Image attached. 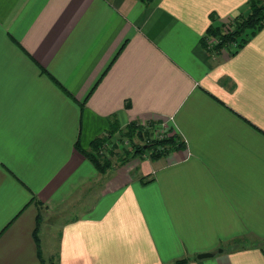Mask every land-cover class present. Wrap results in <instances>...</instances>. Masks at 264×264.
Segmentation results:
<instances>
[{"label":"crops","instance_id":"crops-1","mask_svg":"<svg viewBox=\"0 0 264 264\" xmlns=\"http://www.w3.org/2000/svg\"><path fill=\"white\" fill-rule=\"evenodd\" d=\"M248 1L0 0V264H264V29L204 44ZM131 123L184 147L104 175L76 149Z\"/></svg>","mask_w":264,"mask_h":264},{"label":"trees","instance_id":"trees-1","mask_svg":"<svg viewBox=\"0 0 264 264\" xmlns=\"http://www.w3.org/2000/svg\"><path fill=\"white\" fill-rule=\"evenodd\" d=\"M144 4H152L155 0H140ZM249 13L247 15H239L223 26H216L217 19L211 15L212 25L207 31V36L204 39L205 48L210 53L221 54L228 53L230 57L235 56L241 49H243L258 33L264 29V3L263 0H249L248 1ZM208 38L216 40L214 46L209 48L207 43ZM127 107L129 105L127 104ZM156 126L148 124L147 127L140 126L137 123H131L125 128H115L113 126L110 131L92 142L89 151L81 149L77 144L76 149L84 155L94 167L101 173L106 174L108 171L113 170L115 167L114 158L116 150L118 149L114 137L120 135L127 139L131 146L129 150L124 151V157L119 158L120 165H126L137 156L148 154L151 159L157 160L168 154L172 150H180L184 147V143L180 142L179 138L175 135H166L163 139L152 137L153 130ZM171 133V130L168 131ZM147 138L149 141L147 142ZM135 139L143 141L142 144H136ZM144 157V156H143ZM142 181H144L142 179ZM145 184L148 182H144ZM39 215L38 225L34 232V237L38 245L39 256L40 241L38 238V231L41 224V203L39 202ZM244 240H234L236 248L243 249L246 244ZM189 261L186 259L178 260L172 264H187ZM42 264H56L53 260L45 262L41 260Z\"/></svg>","mask_w":264,"mask_h":264},{"label":"rangeland","instance_id":"rangeland-1","mask_svg":"<svg viewBox=\"0 0 264 264\" xmlns=\"http://www.w3.org/2000/svg\"><path fill=\"white\" fill-rule=\"evenodd\" d=\"M263 3H264V0H263ZM215 42H216V40H213V39H210V38H208V41H207V43L209 44V48H211L212 46H214V44H215ZM162 126L163 125H161V126H156L155 128H154V130H153V136H155V135H158L157 133L158 132H160L161 130H162ZM144 127H147V126H144ZM167 129H169V128H167ZM171 130V129H170ZM167 135H171V133H168ZM173 135V134H172ZM152 136V137H153ZM165 137V136H164ZM147 140V142L149 141V138H147L146 139ZM114 141L117 143V146H118V149L116 150V154H118L117 156H116V158H114V164L117 166V165H120V161H119V158H121V157H124V151H127V150H129L130 149V145H129V142H127V139H125V138H123V137H120V135H117V136H115L114 137ZM135 143L136 144H142V143H144L143 141H141V140H139V139H135ZM144 156V157H143ZM149 155L148 154H145V155H142V156H137L136 158H150V157H148ZM73 214L72 213H68L67 215H63L61 218H59V219H56V221H57V223L53 226V228H52V230H51V238H50V240H49V244H46L45 245V254H44V256L48 259V252H47V250H48V248H50V247H53V245L55 246V244H56V234H57V230H58V227H59V225L60 224H62L63 222H64V219H69L70 218V216H72ZM50 216H52V215H48L47 216V218H49ZM48 263V262H47Z\"/></svg>","mask_w":264,"mask_h":264},{"label":"built area","instance_id":"built-area-1","mask_svg":"<svg viewBox=\"0 0 264 264\" xmlns=\"http://www.w3.org/2000/svg\"><path fill=\"white\" fill-rule=\"evenodd\" d=\"M167 128H168V127H167L165 124H163V126H162V130H161L160 132L157 133L158 135H155V136H153V137H154V138H157V139H163L164 136H166V135L168 134L169 129H167Z\"/></svg>","mask_w":264,"mask_h":264},{"label":"water","instance_id":"water-1","mask_svg":"<svg viewBox=\"0 0 264 264\" xmlns=\"http://www.w3.org/2000/svg\"><path fill=\"white\" fill-rule=\"evenodd\" d=\"M219 252L221 253L222 250H219ZM214 256H215V253H204V254L198 255L197 258L202 260V259H206V258H212Z\"/></svg>","mask_w":264,"mask_h":264}]
</instances>
